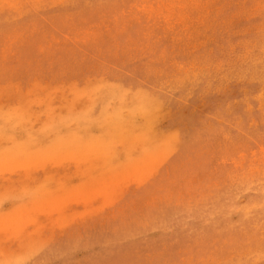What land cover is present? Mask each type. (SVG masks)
<instances>
[{
    "label": "rangeland",
    "instance_id": "obj_1",
    "mask_svg": "<svg viewBox=\"0 0 264 264\" xmlns=\"http://www.w3.org/2000/svg\"><path fill=\"white\" fill-rule=\"evenodd\" d=\"M0 264H264V0H0Z\"/></svg>",
    "mask_w": 264,
    "mask_h": 264
},
{
    "label": "bare ground",
    "instance_id": "obj_2",
    "mask_svg": "<svg viewBox=\"0 0 264 264\" xmlns=\"http://www.w3.org/2000/svg\"><path fill=\"white\" fill-rule=\"evenodd\" d=\"M239 77V76H238Z\"/></svg>",
    "mask_w": 264,
    "mask_h": 264
}]
</instances>
